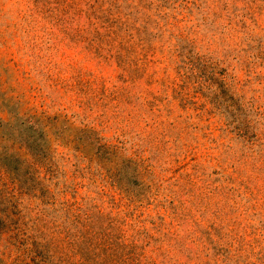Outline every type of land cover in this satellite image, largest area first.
<instances>
[{
    "label": "rangeland",
    "instance_id": "obj_1",
    "mask_svg": "<svg viewBox=\"0 0 264 264\" xmlns=\"http://www.w3.org/2000/svg\"><path fill=\"white\" fill-rule=\"evenodd\" d=\"M0 264H264V0H0Z\"/></svg>",
    "mask_w": 264,
    "mask_h": 264
}]
</instances>
